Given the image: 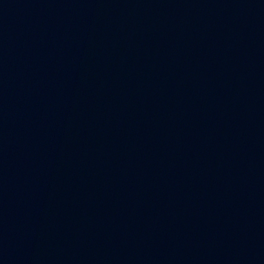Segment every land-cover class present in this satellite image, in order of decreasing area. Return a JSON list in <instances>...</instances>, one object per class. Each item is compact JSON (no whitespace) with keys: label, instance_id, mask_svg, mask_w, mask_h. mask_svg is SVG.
Returning <instances> with one entry per match:
<instances>
[{"label":"water","instance_id":"water-1","mask_svg":"<svg viewBox=\"0 0 264 264\" xmlns=\"http://www.w3.org/2000/svg\"><path fill=\"white\" fill-rule=\"evenodd\" d=\"M0 264H264V0H0Z\"/></svg>","mask_w":264,"mask_h":264}]
</instances>
